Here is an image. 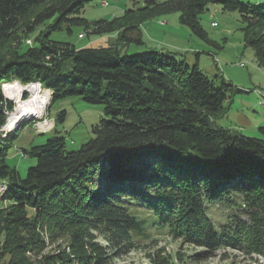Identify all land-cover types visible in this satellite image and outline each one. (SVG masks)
<instances>
[{
	"label": "trees",
	"instance_id": "trees-1",
	"mask_svg": "<svg viewBox=\"0 0 264 264\" xmlns=\"http://www.w3.org/2000/svg\"><path fill=\"white\" fill-rule=\"evenodd\" d=\"M91 1L0 0V90L12 80L38 82L53 101L80 96L105 106L78 150L57 135L24 150L37 163L22 178L7 164L16 133L2 131L12 103L0 91V264H111L156 232L204 247L197 260L220 248L264 256V127L257 138L219 125L234 86L181 52L125 51L146 47L143 25L174 12L208 40L199 17L219 3L240 14L246 46L264 67V5L134 0L142 5L89 22L82 11ZM72 26L115 42L77 48L51 39ZM215 200L231 209L219 230L206 212ZM62 238L66 246L43 254Z\"/></svg>",
	"mask_w": 264,
	"mask_h": 264
},
{
	"label": "rangeland",
	"instance_id": "rangeland-1",
	"mask_svg": "<svg viewBox=\"0 0 264 264\" xmlns=\"http://www.w3.org/2000/svg\"><path fill=\"white\" fill-rule=\"evenodd\" d=\"M92 0L84 7L82 16L89 22L100 19L119 17L125 10L142 5H135L134 0ZM252 5H264V0H238ZM180 13L174 12L161 15L151 22L143 25L146 47L130 45L126 48L128 54H134L146 50V48H164L181 52L189 64L199 63L200 68L210 77L216 75L224 77L234 91L229 92V99L225 102L228 113L224 119L218 120V124L230 127L232 130L241 131L246 136L263 138L259 131L264 127V67L257 63L255 51L246 46L244 27L238 12L225 11L221 4H211L209 9L200 15V23L207 33L208 40H203L193 34L190 28L179 21ZM214 24V25H213ZM51 39L74 44L77 48L107 46L115 42L114 35L88 36L83 26H72V32L67 30L55 31ZM28 45H33V39H28ZM181 59H183L181 57ZM244 64V66H241ZM18 83L24 87L32 84H24L19 80H12L1 86L4 98L12 103V108L7 111V124L9 118L17 112L18 101L9 98L5 92V85ZM49 99L43 107V112L38 117H24L12 130H3L7 133H16L14 144L9 149L7 164L16 168L22 178H25L28 169L37 163V159L25 155L24 150H30L32 146L44 143L48 138L57 135L65 138L66 148L69 151L78 150L93 136L92 127L105 117V106L102 104H90L80 96H69L53 101V91L44 88ZM237 89H241L238 92ZM17 90V94H19ZM34 93L24 90L20 100L29 102ZM66 112L65 119L58 121V115ZM4 182L0 180V189ZM1 198V194H0ZM213 205L207 206V215L215 223L219 230V224L225 222L228 210L224 204L215 200ZM207 204V203H206ZM228 209V210H227ZM102 243L103 239L98 238ZM67 239H58L56 243L43 251V254L52 253L67 244ZM205 251L204 247L194 246L193 243L185 244L181 239H174L164 232H156L148 242L140 244L125 256L114 259L111 264H153L155 261L167 260L172 264H264V256L233 248H220L211 256L197 260L196 254Z\"/></svg>",
	"mask_w": 264,
	"mask_h": 264
},
{
	"label": "bare ground",
	"instance_id": "bare-ground-1",
	"mask_svg": "<svg viewBox=\"0 0 264 264\" xmlns=\"http://www.w3.org/2000/svg\"><path fill=\"white\" fill-rule=\"evenodd\" d=\"M17 90L18 92H20L19 94H17ZM24 90L25 91L29 90L35 94L31 101L22 102V100H20L21 93ZM5 92H6L7 97L13 98V99L15 98L19 103L17 112H15L13 116L9 118L8 125L6 126V130L8 131L14 129L18 121H20L24 117L40 116L43 112L42 109L45 103L49 99V96L47 93L40 92V87L38 84H32L28 87H24L18 83H15V86H12V87L9 86L5 88Z\"/></svg>",
	"mask_w": 264,
	"mask_h": 264
},
{
	"label": "built area",
	"instance_id": "built-area-1",
	"mask_svg": "<svg viewBox=\"0 0 264 264\" xmlns=\"http://www.w3.org/2000/svg\"><path fill=\"white\" fill-rule=\"evenodd\" d=\"M104 5L105 4H107V0H104L103 2H102ZM241 66H244V64H241ZM3 184H2V188L0 189V193H3Z\"/></svg>",
	"mask_w": 264,
	"mask_h": 264
},
{
	"label": "water",
	"instance_id": "water-1",
	"mask_svg": "<svg viewBox=\"0 0 264 264\" xmlns=\"http://www.w3.org/2000/svg\"><path fill=\"white\" fill-rule=\"evenodd\" d=\"M36 84H38L39 86H41V83H38V82H37ZM32 117L35 118L36 116H32ZM7 125H8V124H6V125L4 126L3 130H6V126H7Z\"/></svg>",
	"mask_w": 264,
	"mask_h": 264
}]
</instances>
